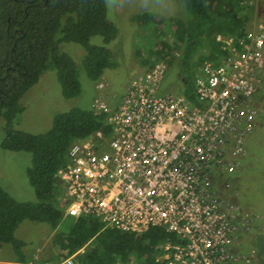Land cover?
Returning a JSON list of instances; mask_svg holds the SVG:
<instances>
[{"label":"built area","instance_id":"obj_1","mask_svg":"<svg viewBox=\"0 0 264 264\" xmlns=\"http://www.w3.org/2000/svg\"><path fill=\"white\" fill-rule=\"evenodd\" d=\"M214 40L219 59L203 61L194 75L201 106L182 93L159 92L164 60L136 72L120 99L107 100V83L98 79L91 107L105 114L109 134L74 141L55 174L66 214L137 234L154 226L172 233L161 243L165 264H239L247 258L241 239L257 218L213 177L236 169L244 138L258 124L264 18L255 17L241 35L216 32Z\"/></svg>","mask_w":264,"mask_h":264},{"label":"trees","instance_id":"obj_2","mask_svg":"<svg viewBox=\"0 0 264 264\" xmlns=\"http://www.w3.org/2000/svg\"><path fill=\"white\" fill-rule=\"evenodd\" d=\"M182 2L189 15L174 20L175 42L162 45L154 51V59L147 62L148 67L158 60L174 66L183 85L181 93L198 107L202 104L194 94L195 72L203 61H216L220 56L216 43L205 55L201 50L208 41L215 42L216 32L243 34L253 16L245 0ZM156 16L142 11L134 15V20L144 26L157 22ZM118 32L108 17L105 0H0V147L31 153L26 173L35 194L34 201H19L0 186V247L10 244L22 264H28V242L15 232L25 220L46 224L55 231L53 244L66 256L75 254V264H165L153 255L158 245L173 238L163 227L154 226L140 234L111 228L91 216H70L57 201V169L68 162V150L74 141L98 130L109 134L105 114L95 113L92 107H72L56 114L42 133L17 127L23 111L20 98L42 72L55 70L65 97L78 95L82 70L95 82L105 68L116 65L108 44ZM93 36L101 37L102 44L90 42ZM69 42L84 49L80 63L62 50V44ZM176 51L177 60L164 59L165 54L173 57Z\"/></svg>","mask_w":264,"mask_h":264},{"label":"rangeland","instance_id":"obj_3","mask_svg":"<svg viewBox=\"0 0 264 264\" xmlns=\"http://www.w3.org/2000/svg\"><path fill=\"white\" fill-rule=\"evenodd\" d=\"M245 2L253 16L249 25L255 17L264 18V0H257L256 3L251 0ZM142 11L155 13L158 21L139 26L134 15ZM107 14L119 29L116 39L108 44L112 52L111 58L116 61V65L105 68L100 78L107 83L101 92L107 100H111L113 95L120 99L135 73L148 67L147 59H154L155 50L162 45L171 46L175 42L174 20L186 18L189 12L182 0H152L151 6H146L144 0H116L110 9L107 7ZM90 42L102 44L99 36L91 37ZM214 47L215 42L208 41L201 54H207ZM61 48L76 62H81L84 56L81 45L69 42L62 44ZM165 56L166 60H177L179 51L173 57L171 54ZM167 65V72L158 90L160 93H181L183 85L177 77L175 67L169 63ZM97 81H90L82 70L79 94L65 97L55 70L42 72L20 98L23 111L18 116L17 127L31 133H42L51 126L56 114L72 107L90 108L93 98L99 93L95 87ZM259 105L262 110L257 115L258 124L244 138L245 155L239 159L233 172L213 177L217 189L228 183L229 194L236 193L235 198L240 206L257 216L251 229L241 239L239 252L247 258L239 264H264V102ZM2 126L0 119V141L3 137ZM30 165V152L10 151L0 147V186L16 200H35L34 190L26 173ZM64 225L68 226L67 223ZM54 233L55 231L43 223L25 220L19 225L15 235L28 242V247L25 248L28 264H59L69 257L64 250H59L53 244ZM0 248V264H22L17 261L10 244L5 243ZM153 253L155 257L162 256V246L158 245ZM70 256L75 259V254Z\"/></svg>","mask_w":264,"mask_h":264},{"label":"clouds","instance_id":"obj_4","mask_svg":"<svg viewBox=\"0 0 264 264\" xmlns=\"http://www.w3.org/2000/svg\"><path fill=\"white\" fill-rule=\"evenodd\" d=\"M116 2V0H105V4L110 9L112 5ZM152 0H144V4L146 6H151Z\"/></svg>","mask_w":264,"mask_h":264},{"label":"crops","instance_id":"obj_5","mask_svg":"<svg viewBox=\"0 0 264 264\" xmlns=\"http://www.w3.org/2000/svg\"><path fill=\"white\" fill-rule=\"evenodd\" d=\"M1 249V248H0Z\"/></svg>","mask_w":264,"mask_h":264}]
</instances>
